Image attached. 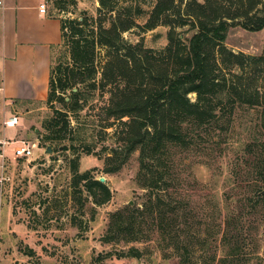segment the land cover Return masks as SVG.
I'll use <instances>...</instances> for the list:
<instances>
[{
	"label": "trees",
	"instance_id": "trees-1",
	"mask_svg": "<svg viewBox=\"0 0 264 264\" xmlns=\"http://www.w3.org/2000/svg\"><path fill=\"white\" fill-rule=\"evenodd\" d=\"M98 2L96 16L83 11L76 19L61 20L62 42L52 47L46 101L53 114L42 124L46 141L63 142L65 151L78 156L91 155L111 134L121 149H112L107 155V174L119 171L139 152L137 180L147 190L145 205L143 209L127 206L112 214L110 238L139 240L141 224L151 221L150 231L158 234L161 248L173 246L181 264H190L191 250L202 254L196 264H251L253 260L264 264L259 236L252 230H259L260 225L254 227L249 221L264 208V87L252 89L241 83L243 77H234L235 70L249 65L264 67V55L236 54L226 46L232 28L264 30V0H154L144 27L137 23L145 13L139 2ZM62 3L56 1V8H62ZM160 26L170 30L167 46L159 50L146 48L143 41L130 43L123 36L135 28L147 33ZM185 27L191 34L187 41L176 33L177 28ZM99 50L106 54L96 65ZM108 96L103 119L96 112L98 103ZM56 104L62 108L57 109ZM242 106L261 107L263 135L257 131L251 136L232 166L224 208L217 206L223 215L219 229L214 225L203 232L192 229L198 244L190 245L191 213L168 193L169 150L199 146V139L211 128L226 126L229 130ZM72 174L81 209L84 192L97 206L110 202L109 187L91 171L80 173L78 159L72 161ZM244 186L254 192L247 203L239 197ZM251 246L255 249L249 250ZM128 256L140 259L141 253L130 249Z\"/></svg>",
	"mask_w": 264,
	"mask_h": 264
},
{
	"label": "rangeland",
	"instance_id": "rangeland-1",
	"mask_svg": "<svg viewBox=\"0 0 264 264\" xmlns=\"http://www.w3.org/2000/svg\"><path fill=\"white\" fill-rule=\"evenodd\" d=\"M56 1L63 2L62 8H56ZM118 1L122 3L125 0ZM132 1L134 4L139 2L145 11L137 21L144 27L155 2ZM99 7L98 0H47L49 13L61 19H76L83 11L96 16ZM169 30L160 26L144 33L142 28H135L123 36L130 43L143 41L146 48L159 50L167 46ZM176 33L185 40L191 36L188 27L177 28ZM226 46L236 54L261 57L264 55V30L250 32L241 27L232 28ZM55 51L58 52V49ZM105 54V51H98L96 65L104 61ZM234 77H243L241 83L250 85L252 89L264 87V67L261 65L235 70ZM2 83L0 77V143L7 141L11 144L0 160V264H181L173 246L161 248L158 234L150 231L151 221L141 224L139 240L128 242L121 237L108 236L112 214L127 206L143 209L145 205L147 190L137 180L141 168L139 152L133 153L119 171L107 174V155H111L112 149H121V145L111 139V134H108L106 142L97 145L91 155L78 156L71 150L65 151V143L45 139L42 124L53 114L46 102L4 98ZM190 97L193 100L196 98L194 94ZM107 102L109 105V96L98 103L100 109L96 115L100 114L103 119L105 114L102 109ZM56 107L62 108L59 104ZM261 111L258 106L239 107L229 130L226 126L220 130L211 128L199 139L202 143H198L199 146L170 148L168 193L173 199L181 200L191 213L188 244H198L197 236L192 234L194 228L199 232L211 230V225L219 229L223 215L217 206L224 208V193L228 189L232 166L241 154L242 145L250 141L257 131L263 135L259 124ZM13 116L19 118V124L7 128L6 122ZM108 132L111 133V130ZM22 142L34 146L31 157H16L14 151ZM49 148L51 153H48ZM76 159L80 173L91 171L96 179H106L105 184L113 195L110 202L97 206L84 192L85 206L80 208L78 191L72 187V161ZM115 165H108V169ZM240 193V199L247 203L254 192L244 186ZM258 213L249 221L254 227L260 225L259 230H252L259 236V253L264 255V208L258 209ZM130 249L138 250L141 258L128 256ZM253 249V246L249 248ZM191 253L190 264L202 260L199 250H191ZM205 260L209 262V258ZM256 263L259 261L251 262ZM215 264L222 263L217 261Z\"/></svg>",
	"mask_w": 264,
	"mask_h": 264
},
{
	"label": "crops",
	"instance_id": "crops-1",
	"mask_svg": "<svg viewBox=\"0 0 264 264\" xmlns=\"http://www.w3.org/2000/svg\"><path fill=\"white\" fill-rule=\"evenodd\" d=\"M42 0H4L0 8V77L4 98L46 102L52 47L62 42V22L41 13Z\"/></svg>",
	"mask_w": 264,
	"mask_h": 264
},
{
	"label": "built area",
	"instance_id": "built-area-1",
	"mask_svg": "<svg viewBox=\"0 0 264 264\" xmlns=\"http://www.w3.org/2000/svg\"><path fill=\"white\" fill-rule=\"evenodd\" d=\"M2 7H4V0H0V8H2ZM40 11H41V13L47 12V0H42V4L40 5ZM18 124H19V118L17 116L11 117L6 122L7 128H14ZM10 144L11 143H8L7 141H3L0 143V160H2L4 158L6 147ZM33 149H34V146L22 142L15 149L14 152H15L16 157H18V158H29L33 155Z\"/></svg>",
	"mask_w": 264,
	"mask_h": 264
},
{
	"label": "water",
	"instance_id": "water-1",
	"mask_svg": "<svg viewBox=\"0 0 264 264\" xmlns=\"http://www.w3.org/2000/svg\"><path fill=\"white\" fill-rule=\"evenodd\" d=\"M76 91V90H75ZM48 153H51V149L49 148L48 149ZM101 183H106V179H104V178H101L100 180H99ZM262 195L264 196V191L262 192ZM132 205V204H131Z\"/></svg>",
	"mask_w": 264,
	"mask_h": 264
}]
</instances>
